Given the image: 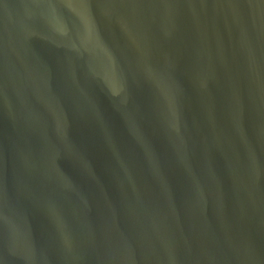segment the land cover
<instances>
[{
	"label": "water",
	"instance_id": "obj_1",
	"mask_svg": "<svg viewBox=\"0 0 264 264\" xmlns=\"http://www.w3.org/2000/svg\"><path fill=\"white\" fill-rule=\"evenodd\" d=\"M0 264H264V0H0Z\"/></svg>",
	"mask_w": 264,
	"mask_h": 264
}]
</instances>
